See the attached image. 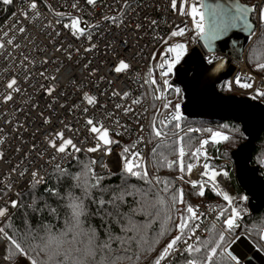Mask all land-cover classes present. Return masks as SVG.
Wrapping results in <instances>:
<instances>
[{
  "label": "built area",
  "instance_id": "2783aa9c",
  "mask_svg": "<svg viewBox=\"0 0 264 264\" xmlns=\"http://www.w3.org/2000/svg\"><path fill=\"white\" fill-rule=\"evenodd\" d=\"M238 1L251 5L253 27L241 58H229L232 75L216 87H221L226 81L225 88L229 91L264 105V96L256 95L257 89L264 92V78L255 76L245 61V50L264 25L261 18L264 0ZM33 3L35 8L31 7ZM11 4V13L0 25V44L3 45L0 48V207L8 206L9 201H18L32 184H45L51 169L57 168V165L63 168L79 155L89 159L94 172L115 170L120 163L124 165V158L130 155L123 151L118 156L119 149L128 147L130 151H139L148 174L156 175L149 162L152 146L149 139L150 118L153 112L158 111L160 123L175 122L170 115L174 108L163 107L168 101L173 106L180 105L184 118L181 112L182 93L175 91L178 87L172 82L175 68L164 77L170 86H165L161 79L162 70L158 67L163 62L161 54L169 45L183 43L186 51L177 65L192 48L199 50L205 63L221 57V54L204 50L194 28L191 6L196 5L202 11L203 0H176L175 8L173 0H96L92 4L88 0H12ZM182 8L184 14H181ZM74 18L82 21L80 27L85 29L83 34L73 35L71 28L65 27ZM180 29H184L183 36H171L173 31ZM156 54L157 61L153 65ZM121 61L129 67L117 72L115 69ZM232 61L239 64V69L234 68ZM238 77L241 83H251L252 88H238L234 83ZM153 78L157 81L156 85L151 84ZM13 79L16 85L9 89L7 85ZM86 93L95 98L94 104H88ZM9 95L11 99H7ZM157 96L162 98L157 99ZM88 120L107 129L113 141H120L110 148V153L106 152L109 145H103L97 134L90 131ZM191 132L201 135L196 148L203 140H209L204 147L207 159L200 156L197 161L195 158L191 173L171 174L173 180L187 193L188 187L194 188L192 181H208V177L201 175L205 171L204 163L221 174L216 176L215 182L204 184L203 190L211 192L213 197L204 194L191 200L199 217L192 220V224L199 227L194 229V236L188 232L184 239L193 244L210 225H216L228 237L222 247V252L228 256L229 245L239 234L228 235L225 220L236 207L232 199L229 203L217 193L230 197L228 189L233 167L229 159L217 154L221 138H216L218 143L212 141L214 132H219L221 136H226V133L219 129L198 133L196 128ZM57 133H63L64 139H71L81 151L74 152L69 147L68 154L57 152L50 144L52 141L57 145L62 143ZM98 143L102 145L98 151H87ZM211 148H214V153ZM93 160L95 164L91 163ZM34 172L38 174L36 179L39 183L32 176ZM223 172H227V176ZM181 176L183 179H180ZM195 188L201 190L200 184ZM13 210L9 207L10 215ZM238 212L235 223L242 215L241 211ZM7 218L0 217V226ZM189 236L192 239H188ZM176 249L161 264H170L171 257L182 254L186 244L180 242ZM258 249L264 254V249ZM4 255L5 240L0 237V264H9L3 259ZM231 261L236 264V261ZM237 261L244 264L243 259L237 258ZM12 264L27 262L23 257H17Z\"/></svg>",
  "mask_w": 264,
  "mask_h": 264
},
{
  "label": "trees",
  "instance_id": "16d2710c",
  "mask_svg": "<svg viewBox=\"0 0 264 264\" xmlns=\"http://www.w3.org/2000/svg\"><path fill=\"white\" fill-rule=\"evenodd\" d=\"M11 11L12 4L0 0V25ZM245 61L255 76L264 78V69L259 68L264 64V25L245 50ZM158 116L149 128L152 143L149 162L156 175L148 174L147 180L131 176L120 163L115 170L97 171L93 176L88 171L89 159L79 155L65 167L51 169L45 184H32L25 190L19 197V206L0 227L17 239L40 264H155L162 249L179 234L175 225L182 214L189 215L184 209L187 205L192 206L191 200L199 196L198 188L188 187L186 195L182 191L184 203L173 206V197H179L181 190L171 177V174L182 173L179 171V149L183 147L186 153L183 157L185 166L193 163L195 158L189 154L201 137L191 130L196 128L198 133L209 132L208 129L224 131L229 139L218 144L217 154L225 159H229V152L243 139L239 126L232 121L184 117L165 127ZM177 123L179 128L175 126ZM154 124L168 137H156ZM109 138L112 140L113 136ZM118 143H112L109 148ZM210 150L214 153V148ZM121 153L122 147L118 156ZM172 161L177 163L169 167L168 162ZM250 161L264 177V128L252 147ZM96 178H100L99 184L91 187L96 184ZM231 185L237 193L232 201L242 215L237 227L226 230L228 235L243 234L256 247L264 249V207L256 212L249 211L232 172ZM204 194L213 197L209 191ZM74 203L83 204L84 214L79 218L73 215ZM218 223L221 224V219ZM220 234L223 233L218 226L210 225L207 232L192 244L201 249L199 253L184 250L182 254H174L170 264H183L188 259L209 264L207 256L218 243L221 246L210 264H234L222 252L228 237L223 234L225 240L221 242ZM45 244L47 249L41 251ZM89 249L94 250L93 256L87 255Z\"/></svg>",
  "mask_w": 264,
  "mask_h": 264
},
{
  "label": "water",
  "instance_id": "95a60500",
  "mask_svg": "<svg viewBox=\"0 0 264 264\" xmlns=\"http://www.w3.org/2000/svg\"><path fill=\"white\" fill-rule=\"evenodd\" d=\"M249 8L247 28L228 26L227 20L216 17L224 26L221 38L209 41L199 37L206 52L221 54L212 63H205L197 48H192L174 69L172 82L183 97L181 112L191 120L232 121L242 133V141L229 152L232 175L238 188L243 192L249 211L256 212L264 207V177L259 169L251 164L252 147L264 128V105L246 96L224 94L216 85L232 75L233 67L229 58L239 60L252 30L250 15L252 7L238 0H203L205 33L213 24L212 9L217 7L234 8L235 4ZM219 64L222 68L219 69ZM230 252L243 259L244 264H264V254L243 234H239L229 245ZM246 253L249 255L246 256Z\"/></svg>",
  "mask_w": 264,
  "mask_h": 264
},
{
  "label": "snow or ice",
  "instance_id": "6c2138e0",
  "mask_svg": "<svg viewBox=\"0 0 264 264\" xmlns=\"http://www.w3.org/2000/svg\"><path fill=\"white\" fill-rule=\"evenodd\" d=\"M12 0H3V3L5 4H9L11 3ZM95 0H88L89 4L94 3ZM176 6V0H173V7L175 8ZM32 8L36 7V4L33 3L31 5ZM73 7H76L75 4H73ZM201 7H203V5H201ZM248 13H249V8L246 6H240L238 3L235 4L234 8H223V7H217V8H213L212 9V15H213V24L210 27L209 31L207 33H205V25H204V20H205V14L204 12L200 11L196 5H192L191 6V16L193 18V23H194V28L197 32V35L204 37L205 39L209 40V41H214L217 40L219 38H221V33L224 30V26L222 24H218L215 20L216 17H219L221 20H227V24L228 26L231 27H236L237 25H239L241 27V29L243 28H247L250 25L247 23V19H248ZM181 14L183 13V8L181 9ZM59 15V14H58ZM261 18L264 19V10H261ZM82 21L79 18H74L70 24H66L65 27H69L72 30L73 35H77V34H83V32L85 31V29L81 28ZM184 35V29H180L178 31H173L171 33L172 37H178V36H183ZM9 43H11V41H9ZM165 43H167V41H165ZM3 45L0 44V48H2ZM186 51V45L183 43H176L173 45H169L166 50L165 53L161 54V58H162V63H160L158 65V67L162 70L160 72V76L161 79L163 80V84L165 86H170L169 82L167 79H164V77L169 76L172 72L173 69L175 68V66L180 62V60L182 59L184 53ZM171 54V55H170ZM170 56V58H169ZM209 63H212L211 60H209ZM129 67L128 64H126L124 61H121L120 64L116 67V71L117 72H121L126 70ZM259 68L264 69V64L259 65ZM236 83L239 84L240 87L242 88H252V84L245 82V83H241L240 82V78L238 77L236 80ZM151 84L152 85H156L157 81L153 78L151 80ZM14 85H16V80L13 79L11 80L7 87L9 89H12L14 87ZM230 87V86H229ZM18 91V89H15ZM51 91V90H50ZM157 91H160L159 87H157ZM175 91L177 93L180 92V89H175ZM256 95L257 96H264V92L260 91V90H256ZM11 95H9L7 97V99H11ZM157 99H161V96H157ZM85 99L87 100L88 104H94L95 103V98L89 96L87 93L85 94ZM137 103L139 101H136ZM164 109H169L170 107L174 108V111L172 113H170L171 115V119L173 121H179L182 119V115L180 113V105L179 104H175L174 106L172 105L171 101L166 102L163 105ZM85 111H87V109H85ZM88 125L91 126L90 131L93 133L97 134V139L99 141H102L103 145H110L112 143H118V141H113L109 138V132L107 129H104L102 125H95L93 123L92 120H88L87 121ZM162 124H164L165 127H167V124L162 121ZM177 128H179V124L177 123L175 125ZM153 130H154V134L156 137H162L163 135H165L164 132H162L160 129H157L155 124L153 125ZM208 131H211V129H208ZM57 136L62 140V143L57 145L54 141L50 142L51 146L53 148H55L57 150V152L59 153H65L68 154V149L69 147H71V149L74 152H80L81 149L76 147L75 144H73L71 139H64L63 137V133H57ZM217 137H220L221 140H228L229 137L227 136H221V134L219 132H214L212 134V141L218 143L219 141L216 139ZM209 144V140L205 139L201 142L200 147L196 148L194 152H191L189 155H191L192 157L196 158L197 161H199L200 156H204L205 159H207V153L204 151V147L205 145ZM102 145L100 143L97 144L96 147L93 148H89L87 149V151L89 152H96L100 149ZM111 149L108 148L106 149V152L110 153ZM124 153H129V156H126L125 159V164H124V170L127 174L131 175V176H135V177H139L141 179H148V170H147V166L146 164L143 162V157L141 156L139 151H130V149L128 147L124 148ZM179 171H181L182 173H184L185 171H187V173H191L192 168L194 167V165L192 163H189L185 166L184 162H183V157L186 155L184 148L181 147L179 149ZM92 164H95L96 161H92ZM177 163L176 161H172V162H168V166L171 167L173 164ZM58 169L60 168L59 165L56 166ZM203 168H204V172L201 173L202 176H206L208 177V181H205L203 183L197 182V181H192V185L193 187H197L198 183L200 184V191H199V195L203 196L204 195V184L210 182H215L216 176L220 175L221 173L218 172L214 167H212L210 164L208 163H204L203 164ZM61 171H63L61 169ZM89 172H92L93 176H95L94 170L89 168L88 169ZM21 175H23V173H21ZM37 173H32V176L35 180L36 183H39V180L36 179L37 178ZM224 176H227V172H223ZM78 179V177L76 178ZM99 179L100 178H96V184L91 185V187H96L99 184ZM180 179H183V176L180 177ZM165 185L167 182H164ZM87 191V189H86ZM217 194H222L223 198L226 201H229V203H231V197H229L227 194H223V193H217ZM103 203V202H101ZM176 203H184L183 200V192L182 190H180V194L179 197H173V206ZM19 206L18 201H9L8 202V206H4V207H0V217H9L10 219V212H9V207L11 208H17ZM72 209H73V215L76 218H79L81 215L84 214V207L82 203H74L72 205ZM184 211L186 213H188L189 215L185 216V215H181V217L179 218V223H177L175 225V228L177 229L178 233L175 237H173L168 243L167 245L162 249V251L160 252L159 256L157 257V259L155 260V264H161V261L166 260V258L170 257V255H172V253L174 251H176V246L178 243L183 242L184 244H186V249L185 251L189 252V253H199L201 251V249L199 247H194L192 244H189L187 240L184 239L185 235H187L188 232H192V236L195 235L194 229L198 228L199 225H195V224H191L190 222L192 220H196L198 219V215L196 210L191 206V205H187L186 208L184 209ZM221 215H223V212H221ZM239 217V212L236 208L232 209V215L230 217H228L225 220V224L227 225V230L231 231L233 230L235 227H237L238 225H236L235 221L236 219ZM192 236H189L188 239H192ZM0 237H2L5 241H7V243L5 244V255L3 257V259L5 261H8L9 264H12V261L14 259V257H23L24 259H26L28 261V264H40V262L35 258V256L30 255L29 251L22 246V244L20 242L17 241V239H15L12 235H9L7 231H5L4 227H0ZM197 239H199L197 237ZM262 239H264V237H262ZM225 240V236L223 234H220L219 236V241L223 242ZM221 245L218 243L216 245V247H213L210 251V254L207 256V261L210 262L213 261L214 257L217 255V248H219ZM48 247L47 244L44 245V247L41 249V251L46 250ZM104 247H109L108 245H104ZM87 255L89 256H93L94 255V250L89 249ZM228 256L230 257L231 260L236 261V264H239V261H237V258L235 256L231 255V252H228ZM187 264H198V261L196 259H191L187 262Z\"/></svg>",
  "mask_w": 264,
  "mask_h": 264
},
{
  "label": "rangeland",
  "instance_id": "374dc122",
  "mask_svg": "<svg viewBox=\"0 0 264 264\" xmlns=\"http://www.w3.org/2000/svg\"><path fill=\"white\" fill-rule=\"evenodd\" d=\"M96 1V0H95ZM156 61H157V54L155 55V57H154V60H153V65H155L156 64ZM234 83H235V85L238 87V88H241L240 86H239V84H237L236 83V80L234 81ZM225 85H226V81H224V83L222 84V86L221 87H218L217 89L220 91V92H222V93H224V94H233V95H237V96H240L237 92H233V91H229L227 88H225ZM177 96L179 97V95L177 94ZM154 109V105H152V110ZM158 112V111H157ZM157 112L155 113V112H153V114H152V116H151V118H150V124H152V122H154V119L156 118V116H157ZM159 117L160 116H158V119H159ZM164 125V124H163ZM224 132V131H223ZM154 133V132H153ZM225 133V132H224ZM164 136H168V134H165ZM227 136V135H226ZM201 138V137H200ZM199 142H200V139H199V141H198V143H197V145L192 149V152H194V150H195V148L198 146V144H199ZM178 173H180V172H178ZM179 187V186H178ZM180 188V187H179ZM181 189V188H180ZM182 190V189H181ZM183 191V190H182ZM228 191H229V195H230V197H231V199L232 198H234V197H236V195H237V193H236V191H235V189H234V187L231 185L230 187H229V189H228ZM184 192V191H183ZM187 193H188V190H187ZM187 193H185L184 192V194L186 195ZM242 198H244V194H243V196H242ZM232 203H233V201H232ZM233 205L235 206V204L233 203ZM236 207V206H235ZM237 208V207H236ZM237 210H239L238 208H237ZM240 211V210H239ZM262 232H263V234H264V230H262Z\"/></svg>",
  "mask_w": 264,
  "mask_h": 264
},
{
  "label": "bare ground",
  "instance_id": "6f19581e",
  "mask_svg": "<svg viewBox=\"0 0 264 264\" xmlns=\"http://www.w3.org/2000/svg\"><path fill=\"white\" fill-rule=\"evenodd\" d=\"M232 64H233L235 69H239L240 66L237 62L232 61ZM222 67H223L222 64H219V69H221Z\"/></svg>",
  "mask_w": 264,
  "mask_h": 264
}]
</instances>
